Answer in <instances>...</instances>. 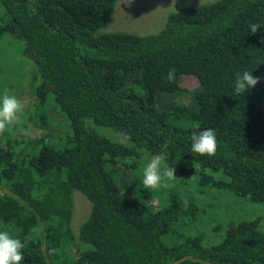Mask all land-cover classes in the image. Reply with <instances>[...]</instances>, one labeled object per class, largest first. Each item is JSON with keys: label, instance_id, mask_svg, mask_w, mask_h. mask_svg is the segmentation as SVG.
<instances>
[{"label": "trees", "instance_id": "obj_1", "mask_svg": "<svg viewBox=\"0 0 264 264\" xmlns=\"http://www.w3.org/2000/svg\"><path fill=\"white\" fill-rule=\"evenodd\" d=\"M116 2L0 0V35L20 37L35 69L0 60V93L22 106L0 131V229L21 240V264H264V215L215 220L235 196L264 203V0L194 1L155 33L98 32ZM243 70L259 79L235 95ZM182 74L198 80L188 102ZM203 128L212 156L190 150ZM156 156L173 177L145 189ZM75 190L90 202L77 233Z\"/></svg>", "mask_w": 264, "mask_h": 264}, {"label": "rangeland", "instance_id": "obj_2", "mask_svg": "<svg viewBox=\"0 0 264 264\" xmlns=\"http://www.w3.org/2000/svg\"><path fill=\"white\" fill-rule=\"evenodd\" d=\"M194 1L202 0H127V2L117 0L108 22L98 32L125 31L139 35L155 33L165 25L170 13L177 10L181 5ZM10 53H15L18 57V67L15 73H35L21 38L13 34L0 35V60ZM179 85L186 90V94L183 92L176 99L188 102V95L198 87V80L193 74H182L179 78ZM27 90L28 87L25 86L21 92ZM49 93L50 104L52 108H56L53 93L51 91ZM22 96L25 97V95ZM153 102H155L156 107H169L172 103L167 94L163 92L156 93ZM27 104V98L25 97L22 105L25 108ZM15 123L12 122L9 125ZM25 126L34 132L39 128L34 124L32 126L30 121H27ZM72 203H74V206L71 228L77 233L79 226L89 213L90 202L85 195L75 190L72 195ZM258 214L264 215V203H254L247 196H235L232 201L230 216L225 217L220 214L215 220L225 226L232 220L249 219Z\"/></svg>", "mask_w": 264, "mask_h": 264}, {"label": "clouds", "instance_id": "obj_3", "mask_svg": "<svg viewBox=\"0 0 264 264\" xmlns=\"http://www.w3.org/2000/svg\"><path fill=\"white\" fill-rule=\"evenodd\" d=\"M127 2V0H125ZM254 33L257 30L256 24L249 25ZM174 70L166 73V79L172 81ZM258 77H254L251 72L243 70L233 77V93L243 95L250 90L256 83ZM22 112V106L14 95L0 93V131L12 122L19 119ZM197 127H199L197 125ZM191 153L198 155L212 156L217 149L216 135L213 129L203 128L199 131H193L190 136ZM160 157L156 156L146 160L141 168V183L145 189H156L161 186L163 177H173V170L168 166L164 171L160 167ZM23 244L20 239L10 235L8 231L0 229V264H21Z\"/></svg>", "mask_w": 264, "mask_h": 264}]
</instances>
